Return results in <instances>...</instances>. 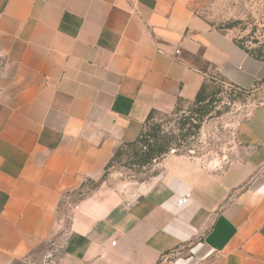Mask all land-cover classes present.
I'll use <instances>...</instances> for the list:
<instances>
[{
  "label": "crops",
  "instance_id": "crops-1",
  "mask_svg": "<svg viewBox=\"0 0 264 264\" xmlns=\"http://www.w3.org/2000/svg\"><path fill=\"white\" fill-rule=\"evenodd\" d=\"M189 2L0 0V264L42 244L61 250L51 264H264V108L238 131L240 171L200 181L171 159L131 204L76 199L152 112L212 74L244 90L264 78Z\"/></svg>",
  "mask_w": 264,
  "mask_h": 264
},
{
  "label": "rangeland",
  "instance_id": "rangeland-1",
  "mask_svg": "<svg viewBox=\"0 0 264 264\" xmlns=\"http://www.w3.org/2000/svg\"><path fill=\"white\" fill-rule=\"evenodd\" d=\"M189 9L209 27L242 40L249 49L257 48L253 40L264 41V0H190ZM249 16L258 24L254 34L247 24ZM205 85L203 103L180 101L169 114L154 112L143 126L139 143L121 146L101 179L87 182L76 199L97 195L110 205L131 204L161 187L171 159L200 181L240 171L251 150L240 144L238 131L253 110L264 108V83L243 91L212 74ZM149 147L165 153L146 161ZM60 251L58 246L42 244L13 264H51L47 256H59Z\"/></svg>",
  "mask_w": 264,
  "mask_h": 264
},
{
  "label": "trees",
  "instance_id": "trees-1",
  "mask_svg": "<svg viewBox=\"0 0 264 264\" xmlns=\"http://www.w3.org/2000/svg\"><path fill=\"white\" fill-rule=\"evenodd\" d=\"M247 24H249L251 26V33H255L258 28V24L256 23L255 19H253L252 17H248V20H247ZM262 30V29H261ZM264 31V30H262ZM250 33V34H251ZM254 43L257 45V48H254V49H249L247 46L244 45L243 41L242 40H237V39H233V42L241 49L243 50L245 53H247L249 56H251L253 59L257 60V61H260V62H263L264 63V41H256V40H253ZM229 83V82H228ZM264 83V78L258 82L255 83L254 87L252 89H256L258 87H260L262 84ZM231 86L239 89V90H243V91H249V90H244V89H241L239 88L238 86L236 85H233L231 83H229ZM205 88H206V85L203 84L202 87L200 88L199 92L197 93L195 99H194V103L197 105V104H201L203 103L205 100H207V95L205 93ZM180 102V101H179ZM178 102V103H179ZM177 107V106H176ZM175 107V108H176ZM175 110V109H174ZM154 112H152L151 114H149V117L147 118V120L150 118V116L153 114ZM146 120V121H147ZM141 135V133H140ZM139 135V137H140ZM139 137L137 138V140L131 144H126L125 146H135L137 143H139ZM160 149V150H154V148L152 147H149L148 148V152L144 155L146 161L153 158V157H156L157 155H162L164 154L165 152Z\"/></svg>",
  "mask_w": 264,
  "mask_h": 264
},
{
  "label": "built area",
  "instance_id": "built-area-1",
  "mask_svg": "<svg viewBox=\"0 0 264 264\" xmlns=\"http://www.w3.org/2000/svg\"><path fill=\"white\" fill-rule=\"evenodd\" d=\"M186 201H187L186 198L180 199V200L178 201V204H179V205H180V204H183V203H185Z\"/></svg>",
  "mask_w": 264,
  "mask_h": 264
}]
</instances>
